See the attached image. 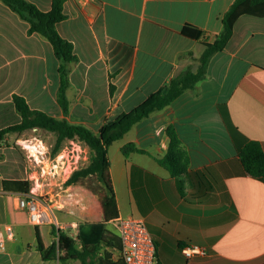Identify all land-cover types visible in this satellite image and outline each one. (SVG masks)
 <instances>
[{"label":"crops","instance_id":"1","mask_svg":"<svg viewBox=\"0 0 264 264\" xmlns=\"http://www.w3.org/2000/svg\"><path fill=\"white\" fill-rule=\"evenodd\" d=\"M28 1L44 12L52 6V0ZM234 1L65 0L57 30L78 56L69 64L66 115L57 100L60 62L52 44L29 33L28 22L0 1V129L20 122L13 103L20 95L32 109L99 133L185 69L196 71ZM186 25L197 37L182 33ZM170 124L189 156L179 177L158 162L168 150ZM4 141L0 194L13 201L0 204V264H82L46 260L41 251L57 239L53 226L76 239L80 224L104 221L116 234L104 193L86 183L66 185L59 205L49 206L52 221L31 224L17 205L21 193L4 190L3 180L30 181L35 173L19 148ZM249 141L264 150V17L244 14L194 90L108 148L117 215L145 223L160 264H264V181L246 173L239 159ZM128 143L142 151L124 155ZM188 245L203 246L208 255L188 259L182 253Z\"/></svg>","mask_w":264,"mask_h":264},{"label":"trees","instance_id":"2","mask_svg":"<svg viewBox=\"0 0 264 264\" xmlns=\"http://www.w3.org/2000/svg\"><path fill=\"white\" fill-rule=\"evenodd\" d=\"M24 21L29 24V33H38L48 40L54 49L55 56L60 62V85L57 100L64 115L69 111V102L66 90L70 85L69 64L77 62L78 56L74 52L72 42L64 39L57 30V24L66 18L63 12L65 0H52L51 9L48 12L41 11L35 4L28 0H0ZM244 14L264 17V0H235L230 9L223 15L222 31L212 43L205 44V50L199 57V65L196 71L190 67L171 78L159 90L149 95L143 102L128 112L121 113L115 119L102 125L99 133H95L84 125L71 124L65 118H56L46 112L32 109L25 97L13 96L16 112L20 116V122L0 129V143L11 134H24L33 130H44L55 136L53 155L57 154L66 140H77L90 149L89 164L73 171L66 180L65 185L78 183H93L94 189L102 191L111 209V219L119 216L116 212L114 187L110 174V161L108 148L116 140L131 130V128L169 106L184 92L194 90L196 85L207 76L208 65L212 57L224 50L231 39L236 20ZM193 28L186 25L182 33L186 36H196ZM188 54L192 55L191 52ZM110 92L114 87L111 85ZM169 139L167 153L158 162L174 176H181L187 172L189 156L182 148L181 140L174 125L166 128ZM124 155L130 152L142 150L135 144L128 143L123 148ZM239 159L245 172L264 181V150L260 143L249 141L239 151ZM95 180V183L93 182ZM91 183V184H92ZM3 188L6 191L30 193L29 180L4 179ZM52 234L57 238L47 249L42 250L44 259L49 260L59 257L60 260H80L82 264H126L121 257V241L117 234L107 229L104 221L84 223L79 225L77 238L74 239L61 229L53 226ZM40 248V247H39ZM64 255L57 256V251ZM112 250L120 253L115 260Z\"/></svg>","mask_w":264,"mask_h":264},{"label":"rangeland","instance_id":"3","mask_svg":"<svg viewBox=\"0 0 264 264\" xmlns=\"http://www.w3.org/2000/svg\"><path fill=\"white\" fill-rule=\"evenodd\" d=\"M3 144L19 148L28 164L29 172L35 173L34 178L30 180V193L45 200L48 207L59 205V200H63L67 188L66 180L73 171L86 167L91 157L90 149L77 140H66L62 149L53 155L55 136L44 130H34L20 135L11 134V138L9 137ZM38 151L44 154L40 155ZM58 155L63 156L59 168L56 167L55 160ZM93 182L95 183V180ZM91 183L87 185L92 187L93 183ZM8 200L13 201V196L0 194V204ZM42 229L47 231L49 228L42 227Z\"/></svg>","mask_w":264,"mask_h":264},{"label":"built area","instance_id":"4","mask_svg":"<svg viewBox=\"0 0 264 264\" xmlns=\"http://www.w3.org/2000/svg\"><path fill=\"white\" fill-rule=\"evenodd\" d=\"M41 154V151H38ZM56 167H60L63 156L58 155ZM34 175H30V180ZM45 200L38 198L33 193H21L17 195V205L25 209L29 215V221L33 225L50 223L52 213ZM113 227L121 241V257L126 264H160L156 255V246L151 238L145 223L142 220L130 217H118L113 219ZM11 233V227H7ZM1 245V240H0ZM182 253L188 259L196 256H207L208 251L199 245H188L182 248Z\"/></svg>","mask_w":264,"mask_h":264}]
</instances>
